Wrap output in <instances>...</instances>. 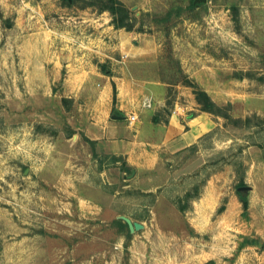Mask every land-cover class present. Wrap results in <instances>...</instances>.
Instances as JSON below:
<instances>
[{
  "label": "rangeland",
  "instance_id": "obj_1",
  "mask_svg": "<svg viewBox=\"0 0 264 264\" xmlns=\"http://www.w3.org/2000/svg\"><path fill=\"white\" fill-rule=\"evenodd\" d=\"M122 1L143 32L82 1L0 0V264H264V0ZM126 32L157 47L161 81H195L244 127L214 116L196 148L129 178L86 139L124 65L95 46Z\"/></svg>",
  "mask_w": 264,
  "mask_h": 264
},
{
  "label": "crops",
  "instance_id": "obj_2",
  "mask_svg": "<svg viewBox=\"0 0 264 264\" xmlns=\"http://www.w3.org/2000/svg\"><path fill=\"white\" fill-rule=\"evenodd\" d=\"M120 35L124 40L119 45L104 47L99 42L95 46L96 52L103 51L110 59L124 65L112 77L117 84L116 99L110 86H106L101 96L97 94L96 97L103 100L104 109L100 115H95L87 133L98 146L123 156L128 165L151 171L158 167L163 155L177 154L196 145L220 123L214 115L200 110L194 95L187 88L180 91L179 85L163 82L158 71L149 70L151 64L156 66L158 62V57H154L158 52L155 45L143 44V35L137 32ZM117 50L127 55L126 59H115ZM82 78L85 79L86 75L82 74ZM173 87L179 90H173ZM183 93L188 96L183 97ZM146 98L153 100L151 108L143 107ZM168 102L172 104L169 107L171 114L164 115ZM114 111H120L125 118H116ZM132 112L139 115V121L134 125L127 121V115ZM160 113L163 115L156 122L154 116Z\"/></svg>",
  "mask_w": 264,
  "mask_h": 264
},
{
  "label": "trees",
  "instance_id": "obj_3",
  "mask_svg": "<svg viewBox=\"0 0 264 264\" xmlns=\"http://www.w3.org/2000/svg\"><path fill=\"white\" fill-rule=\"evenodd\" d=\"M78 1H82L83 4L81 7H92L96 9L99 13L109 12L112 16V24L115 26V28H124L127 31H139L143 32V29L140 27L136 29L137 24V18L135 17V14L131 11V9L122 1V0H64L65 4L68 6H71L73 4H76ZM199 5V3L196 2V0H192L191 4L189 5V8L194 9ZM187 86L192 87L193 93L195 95V98L197 100V103L200 106V110L203 112L210 113L214 116L223 117L230 123L239 126L244 127L245 123L243 119L241 118H234L230 115L229 106H223L219 105L213 98L210 96V94L202 89L195 81L189 80L187 81ZM117 91L116 88H114V100L116 99ZM171 103L168 102V112L167 114H171V111L169 109V105ZM114 114L117 116H121V118H125V115L122 114L120 111H114ZM160 115L163 114H156L154 116V120L158 122L160 120ZM194 116V115H192ZM209 135H212V133H209ZM88 142H90L92 145L96 144V141L91 140L90 138H86ZM254 145V144H253ZM197 145H193L192 148H196ZM261 147L264 148V145H261ZM117 157H114V160ZM126 171L131 172L132 167L128 164L125 165ZM245 184L244 180L241 181L240 186H243ZM239 186V187H240ZM198 188L196 187L194 189L195 194H193V191H189L186 193L185 197L186 199L190 198H196L198 194ZM237 194L240 198V201L243 203L244 210L246 211L249 208V199L245 192L239 191L237 189ZM187 206L184 205L181 210H186ZM121 224L125 225L128 228V236H131V231L128 226V224L125 221H120Z\"/></svg>",
  "mask_w": 264,
  "mask_h": 264
},
{
  "label": "water",
  "instance_id": "obj_4",
  "mask_svg": "<svg viewBox=\"0 0 264 264\" xmlns=\"http://www.w3.org/2000/svg\"><path fill=\"white\" fill-rule=\"evenodd\" d=\"M70 1H71V0H70ZM197 1H198V0H196V2H197ZM103 68H104V66H103ZM115 117H116V118H121V116H115ZM135 173H136V170L133 169V170H132V173H131L128 177H129V178L133 177V176L135 175ZM251 189H252V187H251V186H248V185L240 186V187L238 188V190H239V191H242V192H246V191H249V190H251ZM121 219H123V220L128 224V226H129V228H130V231H131L132 233H134L135 231H138V230L144 228V225H142V224L139 223V222L132 221V219L129 218V217H127V216H121Z\"/></svg>",
  "mask_w": 264,
  "mask_h": 264
},
{
  "label": "built area",
  "instance_id": "obj_5",
  "mask_svg": "<svg viewBox=\"0 0 264 264\" xmlns=\"http://www.w3.org/2000/svg\"><path fill=\"white\" fill-rule=\"evenodd\" d=\"M127 55H125L126 57ZM144 108H151L153 106V100L151 98H146L142 103ZM127 121L130 125H134L139 121V115L136 112H132L127 115Z\"/></svg>",
  "mask_w": 264,
  "mask_h": 264
}]
</instances>
